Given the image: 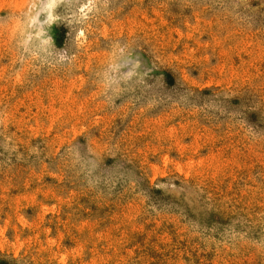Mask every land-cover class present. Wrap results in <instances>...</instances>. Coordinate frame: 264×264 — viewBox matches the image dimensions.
Here are the masks:
<instances>
[{"label":"rangeland","instance_id":"1","mask_svg":"<svg viewBox=\"0 0 264 264\" xmlns=\"http://www.w3.org/2000/svg\"><path fill=\"white\" fill-rule=\"evenodd\" d=\"M0 264H264V0H0Z\"/></svg>","mask_w":264,"mask_h":264}]
</instances>
